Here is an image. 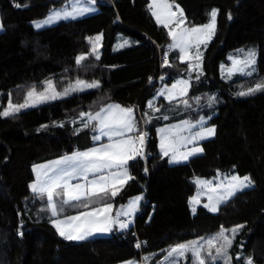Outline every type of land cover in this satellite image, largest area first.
I'll return each mask as SVG.
<instances>
[{"label":"trees","instance_id":"obj_1","mask_svg":"<svg viewBox=\"0 0 264 264\" xmlns=\"http://www.w3.org/2000/svg\"><path fill=\"white\" fill-rule=\"evenodd\" d=\"M70 1L0 0V110L10 101L23 103L33 89L43 91L50 79L61 92L76 81L99 82L93 90L14 116H0V264H119L129 260L145 264V257H150L147 264L166 263L175 258H169L168 251L177 244L240 225L243 230L232 249L235 264H247L249 259L264 264V89L238 95L264 83V0H174L190 26L205 24L211 11L218 10L217 31L204 55V75L193 83L191 92L221 98V104L204 111L210 118L208 126L216 127V136L201 144L203 154L173 165L159 153L157 136L158 128L168 122L148 121L153 134L150 157L131 160V180L115 197L109 193L103 203L123 205L143 195L134 225L112 236L79 242L59 235L47 197L31 191L34 167L93 145L96 125L88 121L85 127L81 113L95 114L109 104H120L134 110L135 134L141 132L147 101L161 74L173 83L185 75L187 65L179 62L176 52H168V31L150 14V0H97L100 11L94 15L43 30L33 27L32 22ZM120 34L132 37L134 45L116 51ZM97 35H103L99 59L90 41ZM249 46L258 50L259 72L224 81L221 64L228 62L234 50ZM79 56L86 58L78 65ZM166 56L171 63L163 70ZM55 122L62 126H54ZM231 170L249 176L254 187L235 195L217 214L205 207L192 213L190 201L197 190L194 178ZM95 206L99 205L90 207ZM77 207L73 213L84 209Z\"/></svg>","mask_w":264,"mask_h":264},{"label":"snow or ice","instance_id":"obj_2","mask_svg":"<svg viewBox=\"0 0 264 264\" xmlns=\"http://www.w3.org/2000/svg\"><path fill=\"white\" fill-rule=\"evenodd\" d=\"M173 3H169L168 0H151L148 8L158 24H163L165 28H168L170 23H175L176 28L179 29V31L174 29L169 30L168 35L172 39V44L169 45V48H178L181 53L180 59L183 61L188 54L189 49L195 43L197 49L195 59L199 61L202 55L199 51V45H206L207 41L210 40L211 36L214 34L218 10L213 9L211 11V21L208 24L200 27L180 28V25L185 22L183 19L184 13L183 10L179 9V6L176 5L179 11V16L177 17L176 12L171 11ZM17 7H19V5H17ZM156 9H166V18L161 19V13ZM89 10L90 9L82 8L78 10V13L83 14ZM75 13H77L76 9H73V12L64 11L63 13L60 11H53L47 19L42 22H37L35 26L40 28L61 18V16H63V18H68L70 16L75 18ZM229 19H231L230 14ZM100 39L101 37H96L97 41ZM126 43L127 42H125V44ZM123 46L124 45H121V47ZM93 52L96 54V58L99 59V54L96 51L95 45L93 46ZM254 57V51L249 50L247 53V59L243 61V66H240V61L234 60L233 69H230L229 71L244 72L245 68H251L252 65H254ZM85 58V56L77 57L76 63L79 65ZM198 67L199 64L189 65L190 70ZM46 83L47 88L45 89V92L37 94L33 89V91L28 93V99H26L23 104H12L10 101L7 109L0 112V116L8 117L18 113L22 108L35 106L34 103H30L34 96L37 97L38 102H45L49 99H56L61 95H67L70 91L98 87V84L95 82L86 84L84 81H77L76 87L65 89L64 93H57L51 81ZM178 84L185 85V87L181 89L180 94L186 95L187 81H178L177 84L173 85V89H175ZM262 89H264V83L256 85L255 88H249L247 92L242 91L238 93V95H250ZM48 90H51V95H47ZM161 94L163 95V93ZM168 96L171 99L175 97V94L171 90H168ZM184 103L187 106V101H184ZM149 106H151V104ZM84 115V113H81V116ZM88 116L90 121L95 120L98 122L101 134L106 135L110 143L105 144L100 148H92L88 151L74 153L72 156H65L62 160L54 161L51 165H41L33 169L37 173V178L29 187L35 195L40 196L41 198L44 196L47 197L48 209L51 211L52 217L58 216L54 197L61 195V193L57 192V189H62V195L66 197V199L62 200V204H69L71 201H81L82 199H87L90 196H97L101 193L107 194L109 189H111V196L115 197L120 191L117 185H123L128 179L132 178L128 174V161L142 155V147L146 134L142 133L135 139L127 137V133L136 130V121L132 108L121 107L119 104H110L107 108H102L98 111L95 116L91 115V113H89ZM164 118L167 119V117ZM204 123L205 121L201 118L200 130L189 136L180 135V133L186 130L190 131L191 128L196 127V125L191 124L187 120L182 121L180 124L172 125L169 128L159 129V132L161 133V151L163 155L168 156L169 152H172L173 155L170 162H176L178 158L186 160L188 159V156L202 152V148L193 147L190 151L181 153L179 157L177 156L179 145L190 144L194 141L215 134V128H205L203 127ZM84 126L87 127L88 124L86 123ZM114 137H119V139L114 140ZM94 139L99 140L100 136L98 135L94 137ZM106 169L109 170L107 175H100L98 178L92 180L88 179L90 173L95 175L96 173H103ZM112 169H116V171L113 172L111 171ZM77 177H82L83 180L86 181V184H71L70 181ZM196 183L209 186L211 181L197 180ZM251 185L252 180L249 176L240 177L233 175L228 182L227 190L216 198V203H212L213 196L210 195L209 204H205L204 207L208 208L209 211L215 212L217 210L216 204L234 195L235 191L248 188ZM210 191L215 192L216 189H210ZM139 199L140 197H137L135 200L130 201L127 209L117 212L115 217L111 215L112 205L104 204L91 211L68 216L63 220H53L52 224L59 235L68 240H85L94 233L110 232L113 225H117L120 229H126L131 221L124 222L121 221L119 217L130 216L136 210ZM95 202L96 201L89 200L88 203H81L77 206L87 209L91 203ZM195 202L196 200L194 198L192 203ZM62 210L63 209L61 208V211ZM192 211H196L195 207H193ZM242 227L243 225L237 226V228H233L231 231L235 233ZM225 231L226 230L222 228L215 237L207 239L205 244H201L199 240L177 244L168 251V257L171 258L175 255L179 258L183 257L185 253L191 252L192 256L195 258L196 264H205V258L202 257L201 253L202 251L207 250L208 258L212 261H215L219 257H223L224 264H229L230 258L227 255V248L231 247L232 240L225 236ZM203 239L204 238H201V240ZM220 240H223L224 244L220 247H216V242ZM137 247H140V245L137 244ZM213 248H215V256L211 251ZM144 259L147 261L148 257H145ZM127 264H135V262L128 261ZM171 264H175V261H172ZM247 264H252V260L249 259Z\"/></svg>","mask_w":264,"mask_h":264},{"label":"rangeland","instance_id":"obj_3","mask_svg":"<svg viewBox=\"0 0 264 264\" xmlns=\"http://www.w3.org/2000/svg\"><path fill=\"white\" fill-rule=\"evenodd\" d=\"M168 2L169 3H173V2H170L169 0H168ZM150 3H151V0H150ZM176 5L177 4L173 3V7H172L171 11L172 12H176L177 17H178L179 16V11H178ZM82 8H87V9H90V10L87 11V12H84L83 14H79L78 10L82 9ZM73 9L77 10V13L74 14L75 18H72L71 16L68 17V18H63V16H61V18H59V19H57V20H55V21H53V22H51L49 24H46V25H44V26H42L40 28H37L35 26L37 22H42L45 19H47V17L53 11H60L61 13H63L64 11L73 12ZM179 9H182V8L179 6ZM148 10H149V8H148ZM156 10L161 13V19H165L166 18V13H167L166 9H156ZM99 11H100V8H99L97 0H71L70 2H68L63 7L52 9L50 11V13L46 17H44V18H42L40 20H36V21L32 22V25H33V27L36 30H43L45 28H49V27L58 25V24H60L62 22L71 21V20H77V19H81V18L90 16V15H94V14L98 13ZM183 13H184L183 19H184L185 22H184V24L180 25V28H184V27H187V28L200 27V26H203L205 24L210 23V21H211V17H210L209 20L205 24L196 25V26H190L188 24V21H187V18H186L184 10H183ZM150 14H151V12H150ZM217 19H218V14H217L216 21H215L214 34L211 36V39L207 41L206 45L205 44H200L199 45V51L202 54L201 55V59L199 61H197L195 59V56L197 54V49H196L195 43L189 49V52L185 56V59L183 61L180 59L181 53H180V50L178 48H169L168 47V52H170V51L176 52L178 54L177 56H178L179 62L183 63V64H186L187 65V69L185 70V75H183L180 78H177L173 83H168L166 81V78L165 79H163V78H159L158 79V85L156 86L155 90L153 91L152 96L147 101V106H146L147 107V109H146L147 115H150L152 118L154 117L155 119H159L162 116L163 119H164V117H165L163 115L164 113H166V114L167 113H171V112H175L176 113V112H179L180 110H185L186 109V105H185L184 101H187V106L188 107H191L192 103L197 104L198 102H200L201 108H203L205 110L210 109V108L213 109V108L217 107L219 104H221V98L217 94H211V93L202 92V93H199L198 95H191L192 90H194V84L193 83L195 81L199 82L201 80V77L204 75V69H203L204 55H205V52H206L207 48L209 47L211 41L215 37L216 31H217ZM159 25L163 26V24H159ZM166 29H167L168 32H169L170 29H174L176 31H179V29L176 28V24L175 23H170L169 27L166 28ZM170 40H171L170 44H172V39L170 38ZM125 42H127V43L125 44ZM134 42H135V40L132 37H128V36H125L124 34H120V36L118 37V39L116 41V44H115V50L118 51V50H122L124 48L130 47V46L134 45ZM92 43H93V45H95L96 51L100 55L101 52H102V47L100 45V42H98L96 40V37H95L94 39H92ZM121 45H124V46L121 47ZM249 50L254 51V53H255V57H254L255 63H254V65H252L251 68H245L244 72H240V71H231L230 72L229 70L233 69V61L234 60L240 61L241 62L240 66H243V61L245 59H247V53L249 52ZM95 56H96V54H95ZM257 61H258V50L254 46L242 47V48H239L237 50H234L233 52H231L229 54L228 62L221 64L220 71H221L222 79L224 81H226V82H233V81H236V80H239V79H244V78H249V77L255 76L259 72L258 62ZM170 62H171V59H170ZM190 64L191 65L199 64V67L198 68H193V69L190 70L189 69V65ZM247 73H251V74H247ZM48 81L52 82V85H53V87H54V89H55V91L57 93H64V91L61 92V91H59L56 88L55 81L53 79H50ZM178 81H187V85H186L187 94L186 95H181L180 94L181 89L184 88L185 85L178 84L177 87L175 89H173V85L177 84ZM85 83L86 84H91L92 82H85ZM95 83H97V82H95ZM152 84H154V83H152ZM76 85H77V81L74 82L73 84H71L67 89L72 88V87H76ZM46 88H47V83H46L45 89ZM94 88H96V87H94ZM94 88H83V90L70 91L67 95H61V96H59L56 99H49V100H47L45 102H38L37 101V97L34 96L32 98V100L30 101V103H34L35 106H29V107L22 108L18 113H15L14 115H17V114H20L22 112L37 108V107L45 105V104H49V103L55 102L57 100H61L63 98H66V97L72 95L74 92L89 91V90H93ZM45 89L43 91H39L37 89H34V90H35V92L37 94H39V93L45 92ZM168 90H171L175 94L174 98H171V99L169 98ZM31 91H33V90H31ZM161 93H163V95ZM188 94H190L189 97H188ZM47 95H51V90H48ZM2 97H3V95L0 94V100L2 99ZM26 99H28V96H27ZM23 103H21V104H23ZM8 104L5 106V108L3 110H0V112H3L5 109H7ZM12 104H15V103H12ZM150 104H151V106H149ZM14 115H10V116H14ZM201 118H203V120L205 121V123L203 124V127H205V128L214 127L215 128V134L213 136H208V137H206L204 139H200L199 140V145L198 146L195 145L193 147L202 148L201 144L204 141L210 140V139H212V138H214L216 136V127L215 126H206V122H207V119L209 117L206 116V115H204V116L201 115ZM201 118H200V121H201ZM181 120L185 121L184 119H180L179 121H177L178 123H176L174 125L180 124L182 122ZM58 125H61V124L58 123V122L54 123V126H58ZM48 126L49 125L44 126L43 129L47 128ZM159 129H160V127L158 128V132H159ZM159 135H161L160 132H159ZM160 140H161V138H160ZM178 147H179V150L177 152V156L178 157H179V155L181 153H186V152L190 151L193 148V147H191V148L184 149L181 145H179ZM160 149H161V144H160ZM161 153H162V151H161ZM201 154H203V151L188 156V159H186V160L178 158V160L176 162H170V164L174 165V164H179V163H185V162H188L191 158H193L195 156H198V155H201ZM172 155H173V153L169 152V155H168V156H170L169 160H171ZM233 175H237V176L243 177V176L239 175L235 170H231V171H228V172H219L215 176H212V177L196 176L194 178V183L196 185V189L197 190L195 192V195L192 197V199L190 201L191 211H192L193 207H195L196 211L195 212L192 211V213H196L200 207H204L205 204H209V196L210 195L213 196L212 203L215 204L216 203V198L218 196H220L224 191L227 190L228 182H229V180L231 179V177ZM197 180L211 181V184L209 186L197 184L196 183ZM253 187H254V183L252 182V185L250 187L244 188L242 190L235 191L234 195H232L231 197L226 198L222 202L216 204L217 210L215 212L209 211L208 208H206V207L205 208L209 212H211L213 214H217L219 212L220 207L223 204L227 203L230 199H232L238 193L243 192V191L248 190V189L253 188ZM210 189H216V191L212 192V191H210ZM137 197H140V199H139V201L137 203L136 210L134 211V213H137L141 209L142 203L144 202V196L143 195L142 196L138 195L136 197H133L132 200L136 199ZM194 198H195L196 202L192 203ZM129 218L130 217H127V218L120 217L119 219L121 221L123 220L124 222H127V220ZM133 225H134V222L132 221L131 223H129L127 229L131 228ZM233 228H237V227H233ZM233 228H231V229H233ZM231 229H227L224 234H225V236H227L229 239L232 240L231 247L227 248V255L230 258L229 264H235V262L233 260L232 249H233L236 237L241 233V231L243 230V227L239 228V230L237 232H235V233H233L231 231ZM218 233L207 235V236L204 237L203 240L199 239V241H200L201 244H205V241L207 239L215 237ZM223 244H224L223 240L217 241L216 242V247H220ZM211 251H212L213 255L215 256V248H213ZM201 255H202V257L205 258V264H224V258L223 257H219L215 261H212L210 258H208L207 250L202 251ZM188 259H191L193 261L192 264H196L195 258L192 256L191 252L185 253V255L183 257L177 258L175 256V258H172V261H175V264H177L180 261H186ZM149 261H150V257H148V260L145 261V264H147V262H149ZM171 262L164 263L162 261L159 264H171ZM138 263L142 264L140 262H138ZM252 264H254V263L252 262Z\"/></svg>","mask_w":264,"mask_h":264},{"label":"crops","instance_id":"obj_4","mask_svg":"<svg viewBox=\"0 0 264 264\" xmlns=\"http://www.w3.org/2000/svg\"><path fill=\"white\" fill-rule=\"evenodd\" d=\"M97 36H100V35H97ZM97 36H94V37L90 38L91 43H92V39H94ZM100 37H101V39L98 42H100V45L103 48V35H101ZM92 46H94L93 43H92ZM101 55H102V52L99 55V58L101 57ZM94 56H95V54H94ZM81 81H83V80H81ZM94 82H97L98 83V86H99V82L98 81H94ZM74 93H77V92H74ZM189 96H190V94H188V97ZM111 105H116V103H113ZM107 106H105L104 108H107ZM120 106L121 107H124L122 105H120ZM204 111H206V110L203 109V108H201V104H200V102H198L197 104L192 103V106L191 107L186 106V109L185 110H180L179 112H176V113L175 112H171V113H167V114L164 113L163 115L165 117H167V119H165V118L163 119L162 116L159 119H155L154 117L152 118L150 115H147L146 112H145V115H146L147 120L150 121V122L152 120L168 122V124H165V125L161 126L160 129L161 128H169L172 125L178 123L177 121H179L180 119L187 120L191 124L196 125V127L191 128L190 131L189 130H186V131L180 133V135H182V136H189V135H191V134H193V133H195V132H197V131L200 130V127H201L200 118H201V115H203V116L205 115L204 114ZM95 114H91V115L95 116ZM133 115L135 117L134 110H133ZM209 119L210 118L207 119L206 126H208ZM82 121L84 122V124H86L88 121H90L88 114H86V115H84V117H82ZM135 121H136V117H135ZM90 122H94L95 125H96L95 130H94V133H93L94 143H93L92 146H90L89 148L83 149V150L75 151V152H73L71 154H68V155H64V156H61V157H58V158H55V159H52V160H48V161H45V162L38 163L34 168H36L37 166H41V165H51L54 161L62 160L65 156H72L74 153L88 151L89 149H92V148H100L101 146L110 143L108 137L106 135H102L101 134V132L99 130L98 122L95 121V120H92ZM137 129H138V125H137V121H136V130ZM136 130H134L133 132L127 133V137H131L133 139V136H134ZM98 135L100 136V139L99 140H95L94 137H96ZM157 136H158V139H159V153L163 157L167 158L168 161L170 162V160H169L170 159L169 158L170 156H164L161 153V149H160V144H161L160 138H161V135H159V132L158 131H157ZM113 139L114 140L115 139H119V137H114ZM195 145H197V146L199 145V140L194 141L193 143H190V144H182L181 146L184 149H187V148H191V147H193ZM130 161H128L127 169H128V174L131 176L130 169H129V163H130ZM41 171H43V170H41ZM111 171L115 172L116 169H112ZM108 172H109V170L106 169L103 173H96L95 175H93V174L90 173L88 179L89 180H92V179L98 178L100 175H107ZM35 175H36V178H37V173L36 172H35ZM36 178L34 179V181L32 183H34L36 181ZM130 180L131 179H128L126 181V183H124L123 185H117V187L121 190L122 187L124 185H126ZM70 183L73 184V185H75L77 183H79V184H86V181H84L82 177H77L76 179L71 180ZM57 192H60L61 193V195L54 197L55 203L57 205L58 216L57 217H53V218H54V220H63V219H65L68 216L78 215L80 213H83V212H86V211H91L94 208L103 206L104 205L103 203H105V202L108 201L107 195L109 193H111V189H109V191H108L107 194L101 193L100 195L90 196L87 199H82L81 201H71L69 204H62L61 203L63 199H66V197H64L62 195V189H57ZM89 200L96 201V202L95 203H91L89 205V208H87V209L84 208L83 210H81V211H79L77 213H73V211L79 210V208L77 207V205H79L81 203H88ZM133 200H135V199H133ZM133 200L130 199L126 204H123V205H115V204L111 203V205H112L111 215L113 217H115V215H116L117 212H120L122 210H126L127 207H128V205H129V203H130V201H133ZM92 204L99 205V206H95V207H92L91 208L90 206H92ZM61 208L63 209L62 211H61ZM137 213H134L133 212L130 216H120V217H122V218H124V217L125 218H127V217L132 218V217H135ZM126 230H128V229L127 228L126 229H120L117 225H113L112 230L110 232H106V233H94L93 235L89 236L85 240L90 239V238H96V237L112 236L113 234H116V233H119V232H123V231H126ZM71 241L79 242V241H83V240H71ZM129 261H133V262H135V264H139L137 261H134V260H129ZM127 262L128 261L122 262V263H119V264H127Z\"/></svg>","mask_w":264,"mask_h":264},{"label":"built area","instance_id":"obj_5","mask_svg":"<svg viewBox=\"0 0 264 264\" xmlns=\"http://www.w3.org/2000/svg\"><path fill=\"white\" fill-rule=\"evenodd\" d=\"M170 63H171L170 62V58L168 56L164 57L162 62H161V65H162L161 68L164 70L165 67L168 66ZM160 78L165 79L166 75L164 73H162ZM142 133L146 134L145 135L144 144H143V147H142V155L137 156L136 159H142L144 161H147L148 158L150 157L149 146H150V143L152 141L153 134H152V131L149 128V123H148V120H147L145 114H143V117H142V129H141V132L134 134L133 139H135L137 136H139ZM127 221L135 222V217L129 218Z\"/></svg>","mask_w":264,"mask_h":264}]
</instances>
